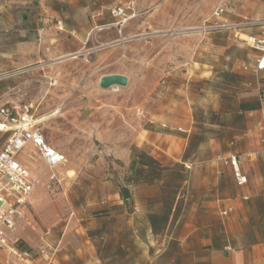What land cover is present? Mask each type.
<instances>
[{
  "label": "crops",
  "instance_id": "crops-1",
  "mask_svg": "<svg viewBox=\"0 0 264 264\" xmlns=\"http://www.w3.org/2000/svg\"><path fill=\"white\" fill-rule=\"evenodd\" d=\"M129 2L128 20L122 28L126 33L131 32L142 7H150L152 0H0V74L43 60L57 62L71 58L87 48V40L97 33H94L96 26L113 24L109 32H115L120 17H114L109 7ZM224 2L228 8L221 17L224 21L235 19L236 14L253 18L264 14V0ZM219 4L195 29L212 21V13ZM195 32L193 57H206L205 49L220 53V56L211 54L210 61L194 60L196 76L206 79L213 76L212 79L224 81L228 88L248 90L241 93L235 110H225L220 99L222 102L213 106L215 113L235 114L239 118L255 115L261 143L251 141L248 129L237 135L244 141L236 145L234 140L228 142L204 132L195 142L197 156L193 154L192 159L186 156V149L196 137L192 127H170L175 131L143 128L131 145L145 150V158L130 153L125 165L129 173L134 172L123 185L129 188L130 197L125 200L119 191L115 194L119 203L133 206L114 209L113 215H118L119 222L112 228L106 227L101 240L91 238L88 227L82 224L75 228L81 234L76 242L65 236L45 238L51 234V229H47L41 244L42 249L49 250L47 253L43 251L33 257L29 251V258L20 259L11 253L12 245L0 244V248L8 251L7 256L0 254V264H264V102L261 101L264 70L255 69L260 53L224 30ZM222 32L227 34L224 45L219 42ZM259 32L258 28L247 30L249 34ZM45 48H49V53ZM18 77L0 80L1 103L17 101L22 96L19 92L23 81ZM249 104L257 107H242ZM245 123L246 127L251 126L248 120ZM211 125L221 126L215 122ZM234 154L247 177L244 184L238 183L231 166L222 160ZM155 165L163 169H156ZM189 169L193 171L195 201L184 206L180 198L183 185L192 178L185 175ZM228 207L233 208L232 212L223 216L222 210ZM73 230L71 218L64 235ZM227 246L232 249L227 250Z\"/></svg>",
  "mask_w": 264,
  "mask_h": 264
},
{
  "label": "rangeland",
  "instance_id": "rangeland-1",
  "mask_svg": "<svg viewBox=\"0 0 264 264\" xmlns=\"http://www.w3.org/2000/svg\"><path fill=\"white\" fill-rule=\"evenodd\" d=\"M219 2L224 0H152L151 6L142 7V13L135 17L130 33L119 28L115 32L95 28L97 33L87 40L85 48L92 50L89 61L82 57L43 60L17 75L23 81L20 99L33 103L35 114L45 120L47 141L62 151L67 161L55 169L61 181L52 182V170L45 167L31 144L20 152L19 161L28 166L33 177L40 176L16 228L5 230L7 244L38 257L49 251L41 248L47 229L51 234L45 238L65 236L76 242L81 238L75 231L80 224L88 227L91 238L101 240L102 231L119 222L114 209L133 206L119 203L115 194L127 176L134 174L125 166L129 154L145 158V150L131 145L143 128L175 131L170 127H192L196 137L186 149V156L192 159L197 156L195 142L204 132L228 142L234 140L236 145L244 141L237 135L248 129L251 141L261 143L255 115H220L213 107L223 99L224 109L232 112L241 93L248 90L228 88L213 76L198 77L193 67L194 60L210 61L211 54H220L205 49L206 57H193L195 27ZM220 38L224 45L227 34L220 33ZM45 50L49 53V48ZM114 72L128 76V85L102 88L101 77ZM246 120L250 127H246ZM212 122L221 126H212ZM191 170L185 173L192 178L181 192L184 206L195 201ZM71 218L74 230L64 235ZM0 254L7 256L8 251L0 248Z\"/></svg>",
  "mask_w": 264,
  "mask_h": 264
},
{
  "label": "built area",
  "instance_id": "built-area-1",
  "mask_svg": "<svg viewBox=\"0 0 264 264\" xmlns=\"http://www.w3.org/2000/svg\"><path fill=\"white\" fill-rule=\"evenodd\" d=\"M129 3L110 6L109 10L114 17H120L115 23L122 29L128 16L126 11ZM228 12L225 2H221L212 13V21L205 22L196 30L207 33L214 30L230 32L235 38L242 40L247 46L257 50L260 54L256 62V72L264 70V14L260 18H253L246 14H236L233 20H221V17ZM211 19V18H210ZM113 24H102L96 26L97 31L111 29ZM258 28V34L247 33L248 29ZM91 49L78 51L71 55L72 58L82 57L89 61ZM31 67L19 68L0 74V80L21 75ZM261 101L264 102V92L261 93ZM44 118L35 114L33 103L18 99L17 101L0 102V244L6 243L5 230L13 231L16 222L30 204L31 195L38 183L40 174L33 177L28 166L19 161L18 155L29 144H31L45 167L52 170L49 178L52 182H60L55 169L66 163V155L52 146L46 139L43 132ZM264 140V137H263ZM225 165L231 166L239 184L247 182L240 168V159L237 155L222 158ZM247 198V197H245ZM233 208L228 207L222 210V215L227 216ZM231 250V246L226 247ZM11 253L20 259L30 257L29 251L17 246L10 248Z\"/></svg>",
  "mask_w": 264,
  "mask_h": 264
},
{
  "label": "water",
  "instance_id": "water-1",
  "mask_svg": "<svg viewBox=\"0 0 264 264\" xmlns=\"http://www.w3.org/2000/svg\"><path fill=\"white\" fill-rule=\"evenodd\" d=\"M128 76L120 73L106 74L100 79V86L102 88L108 89L113 86H126L128 85Z\"/></svg>",
  "mask_w": 264,
  "mask_h": 264
},
{
  "label": "trees",
  "instance_id": "trees-1",
  "mask_svg": "<svg viewBox=\"0 0 264 264\" xmlns=\"http://www.w3.org/2000/svg\"><path fill=\"white\" fill-rule=\"evenodd\" d=\"M243 108H246V109H255L257 106H256V104H254V105H243L242 106ZM120 195L122 196V198H124L125 200H128L129 199V197H130V191H129V188H127V187H121L120 188ZM29 251V250H28Z\"/></svg>",
  "mask_w": 264,
  "mask_h": 264
},
{
  "label": "bare ground",
  "instance_id": "bare-ground-1",
  "mask_svg": "<svg viewBox=\"0 0 264 264\" xmlns=\"http://www.w3.org/2000/svg\"><path fill=\"white\" fill-rule=\"evenodd\" d=\"M69 173H72L73 174V171H70Z\"/></svg>",
  "mask_w": 264,
  "mask_h": 264
}]
</instances>
